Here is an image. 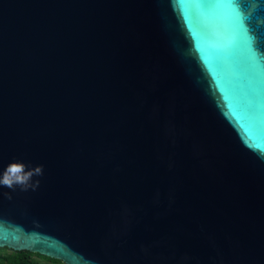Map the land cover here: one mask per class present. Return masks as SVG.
I'll return each instance as SVG.
<instances>
[{"label": "water", "instance_id": "1", "mask_svg": "<svg viewBox=\"0 0 264 264\" xmlns=\"http://www.w3.org/2000/svg\"><path fill=\"white\" fill-rule=\"evenodd\" d=\"M10 164L0 248L264 264V0H0Z\"/></svg>", "mask_w": 264, "mask_h": 264}, {"label": "trees", "instance_id": "2", "mask_svg": "<svg viewBox=\"0 0 264 264\" xmlns=\"http://www.w3.org/2000/svg\"><path fill=\"white\" fill-rule=\"evenodd\" d=\"M0 264H63L62 262L28 251L0 248Z\"/></svg>", "mask_w": 264, "mask_h": 264}, {"label": "clouds", "instance_id": "3", "mask_svg": "<svg viewBox=\"0 0 264 264\" xmlns=\"http://www.w3.org/2000/svg\"><path fill=\"white\" fill-rule=\"evenodd\" d=\"M39 171V169H37ZM23 172V165L21 164H10L8 168L6 169L3 178L0 179V183L6 185V186H12V184L15 183H22L27 175H20Z\"/></svg>", "mask_w": 264, "mask_h": 264}, {"label": "snow or ice", "instance_id": "4", "mask_svg": "<svg viewBox=\"0 0 264 264\" xmlns=\"http://www.w3.org/2000/svg\"><path fill=\"white\" fill-rule=\"evenodd\" d=\"M230 3L236 4V0H229Z\"/></svg>", "mask_w": 264, "mask_h": 264}]
</instances>
